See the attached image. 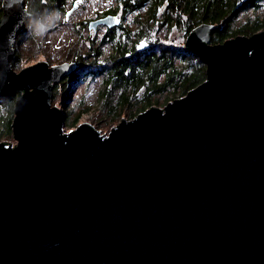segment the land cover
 <instances>
[{
  "label": "water",
  "instance_id": "obj_1",
  "mask_svg": "<svg viewBox=\"0 0 264 264\" xmlns=\"http://www.w3.org/2000/svg\"><path fill=\"white\" fill-rule=\"evenodd\" d=\"M19 2L1 0L15 145L0 143V264H264V30L211 45L215 27H197L183 49L203 83L105 136L89 123L65 133L52 89L76 65L12 69Z\"/></svg>",
  "mask_w": 264,
  "mask_h": 264
},
{
  "label": "trees",
  "instance_id": "obj_2",
  "mask_svg": "<svg viewBox=\"0 0 264 264\" xmlns=\"http://www.w3.org/2000/svg\"><path fill=\"white\" fill-rule=\"evenodd\" d=\"M67 2L33 0L31 6L37 12L63 14L68 11ZM25 9L28 11V0H25ZM110 13H121V19H128L127 23L107 29L100 38L88 34L86 48L81 51L79 46L72 52L75 70L53 85L54 98L62 95L68 100L72 86L87 88L90 81H97L95 106L85 102L84 96L70 106L64 101L63 112L69 115L66 125H75L93 110L97 125L111 127L122 119L131 120L157 106L159 97L165 92L184 96L203 83L206 78L204 62L181 47L182 39L201 25L215 27L210 35L211 45L236 36L249 37L264 30V0H115V7ZM22 30L21 40H28L31 36L27 37L24 27ZM174 30L181 41L168 40ZM156 31L163 33L164 40L154 37ZM17 41L18 37L16 47H13L19 51ZM144 41H147L148 48L138 49ZM103 44L110 51L108 55L101 53ZM11 63L13 70L18 68L19 57L15 56ZM0 100H4L1 105H7L4 108L12 116L14 99ZM96 124L95 127L100 128ZM4 132L9 134L10 130Z\"/></svg>",
  "mask_w": 264,
  "mask_h": 264
},
{
  "label": "rangeland",
  "instance_id": "obj_3",
  "mask_svg": "<svg viewBox=\"0 0 264 264\" xmlns=\"http://www.w3.org/2000/svg\"><path fill=\"white\" fill-rule=\"evenodd\" d=\"M73 1L74 0H68L66 10H70ZM114 7L115 0H83V2L69 14L67 19L65 18V15L68 11L66 13L64 12L63 14L60 13L61 20L57 23L56 27L51 28L43 37H33L26 32L27 37H31L28 40L23 38L21 40L23 32L22 30L17 36V46L19 51L15 49V44V47H13V49H15L14 56H17L20 59L19 67L16 69L14 68V71L18 73L21 69L32 66L39 62H46L50 67L58 66L65 63H74L72 61V52L77 50L79 46L80 50L83 51L86 48V36L89 33L92 34L91 30L87 28L88 22L93 20V18H95L96 16L103 14V12L105 11L110 12ZM163 7L164 6H162V8ZM117 15L120 16V24L127 23L128 19L125 21L121 19V13H118ZM106 31L104 29L97 30L94 36L98 38L103 37L106 34ZM154 37H158L161 40H164L163 33L159 34V32L157 31L155 32ZM32 40L34 41V44H32ZM168 40L172 42L178 40L181 41V37H179L177 31L174 30V32L169 35ZM185 40L186 38L182 39V49ZM147 48V41H144L138 46V49L140 50H146ZM101 53L103 55H108L110 53L105 44L101 46ZM96 90L97 81H90L87 88H85L83 85H75L72 86L70 89L68 100H66L67 98L65 99V96L62 95H59L54 98L52 93L51 105L60 109L65 115L67 121L69 115L67 116L63 112L65 110L64 101L66 100L65 103L67 104V106H70L74 101L78 100L81 96H84L85 102H91L92 106H95L96 104L94 102V99ZM184 96L180 95L179 93L172 94L165 92L161 97H159V104L156 107L159 109H163L166 104L171 103L174 100L181 99ZM3 102L4 100H0V131L3 130L2 133L0 132V143H8L10 146H13L15 145V141L13 140L11 131V122L13 114L11 116V114L5 110L4 107L7 105H1ZM70 117L73 118V113L70 114ZM96 120L97 116L92 110L91 113L82 116L81 119L75 125H71L70 123L68 125H65V127L63 128V132L67 133L82 123H89L96 131H98L101 135L105 136L112 127H115L117 125L115 124L111 127H105L103 126V124L97 125ZM95 124L100 128L95 127ZM8 130H10V133L5 134L4 131Z\"/></svg>",
  "mask_w": 264,
  "mask_h": 264
},
{
  "label": "clouds",
  "instance_id": "obj_4",
  "mask_svg": "<svg viewBox=\"0 0 264 264\" xmlns=\"http://www.w3.org/2000/svg\"><path fill=\"white\" fill-rule=\"evenodd\" d=\"M32 2L33 0H28V11H25V0L12 4L10 10L20 14V23L29 35L43 37L51 28L56 27L61 15L59 12H37L32 9Z\"/></svg>",
  "mask_w": 264,
  "mask_h": 264
},
{
  "label": "flooded vegetation",
  "instance_id": "obj_5",
  "mask_svg": "<svg viewBox=\"0 0 264 264\" xmlns=\"http://www.w3.org/2000/svg\"><path fill=\"white\" fill-rule=\"evenodd\" d=\"M75 1H76V0L73 1V4H74ZM82 2H83V0H81V2H79V3L77 4V7H78ZM73 4H72V5H73ZM107 14H110V15H116V14H113V13H110V12L107 13V12L105 11V12H103V14H100L99 16H96L95 18H93V20H94V19H97V18H100V17H102V16H104V15H107ZM116 16H117L118 19L120 20V16H119V15H116ZM65 18H66V15H65ZM66 19H67V18H66ZM101 29H104V30L106 31V30H107V27H105V26H98V27L96 28V32H97V30H101ZM108 30H109V29H108ZM96 32H95V33H96ZM91 33H92L93 35H95L94 32L91 31ZM92 34L89 33V35H92Z\"/></svg>",
  "mask_w": 264,
  "mask_h": 264
}]
</instances>
